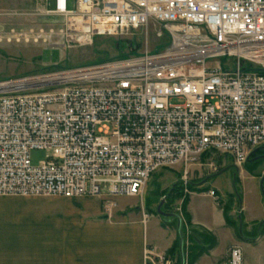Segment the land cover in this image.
<instances>
[{
    "label": "built area",
    "instance_id": "1",
    "mask_svg": "<svg viewBox=\"0 0 264 264\" xmlns=\"http://www.w3.org/2000/svg\"><path fill=\"white\" fill-rule=\"evenodd\" d=\"M39 14L69 45L137 31L148 43L152 26L158 43L1 80L0 194L142 196L155 171L175 167L188 191L190 167L211 155L240 166L262 151L264 0H49ZM37 148L49 154L34 164ZM144 264L176 263L146 245ZM222 264H244L242 249Z\"/></svg>",
    "mask_w": 264,
    "mask_h": 264
},
{
    "label": "crops",
    "instance_id": "2",
    "mask_svg": "<svg viewBox=\"0 0 264 264\" xmlns=\"http://www.w3.org/2000/svg\"><path fill=\"white\" fill-rule=\"evenodd\" d=\"M205 183L206 179L198 183L199 190L189 192L188 201L203 189L215 209L211 218L191 215L188 202L182 208L183 199L172 203L166 200L163 205L164 211L182 216L186 264H189L190 232L194 228L200 231V246L205 248L194 264H204L205 257L214 259L213 264H222L227 261L230 250L239 245L238 241L246 245L264 240L263 199L258 201L259 208H245L243 203L232 201L229 192L221 196L217 188ZM210 188L217 191L218 200L208 193ZM220 204L225 205L224 210L218 209ZM113 205L109 197L99 195L0 194V264H144L146 245L156 247L180 264V250L179 255H168L179 241L175 217H163L151 207L146 209L143 203L125 204L119 209ZM226 208L234 224L227 221ZM241 213L248 225L246 234L238 236L234 225ZM224 234L231 243L225 254L220 255L217 241ZM258 256V261L250 263L246 258L244 264H264V250Z\"/></svg>",
    "mask_w": 264,
    "mask_h": 264
},
{
    "label": "rangeland",
    "instance_id": "3",
    "mask_svg": "<svg viewBox=\"0 0 264 264\" xmlns=\"http://www.w3.org/2000/svg\"><path fill=\"white\" fill-rule=\"evenodd\" d=\"M49 0H0V81L20 76H29L42 72H54L66 70L79 66L104 63L112 59L120 58L121 55L143 51L146 46L152 49L158 39L155 37L154 26L149 31V42L144 41L142 31L129 32L118 35L98 36L89 44L69 43L61 37L58 32L60 26L50 25L44 22L45 19L39 13L48 6ZM71 5V3H70ZM39 28H44L45 33H50V28L55 30L48 42L44 41L46 36L40 34ZM28 32V41H17L9 32L11 30ZM30 29H34L31 32ZM159 49V47L157 48ZM172 103H181L179 98H172ZM49 154L46 149H32L31 160L38 164ZM220 159V161H219ZM209 164H213L221 169L215 172ZM182 169L163 168L155 171L147 181L142 196L114 195L109 197L115 205L113 208L119 209L121 206H139L144 204L146 209L156 207L166 196V200L174 202L175 196L182 192L181 199L189 197L190 191L199 190L196 185L194 190L188 185V191L181 184ZM189 181L199 183L206 179L208 187L217 188L221 196L228 194L232 201L243 203V206L258 207V201L264 200V159L248 161L237 166L232 158L219 153L213 154L203 163V165H193L190 167L188 175ZM202 189V188H201ZM204 190L197 191L188 201L187 208L191 215L208 218L215 213L211 199L204 196ZM17 195V194H16ZM21 195V194H18ZM170 197H169V196ZM168 196V198H167ZM105 197V196H102ZM223 200V199H222ZM224 210L225 205H218V209ZM239 214V213H238ZM236 215V216H235ZM237 220V214H235ZM153 218L155 215L152 216ZM246 223L244 214L234 225L235 231L246 234ZM240 239H242L240 237ZM243 240V239H242ZM217 250L220 255L225 254V249L231 243V239L222 235L217 241ZM242 247L243 262L249 258L250 263L258 261V253L264 250V240L259 243L244 245L243 241H238ZM238 245V246H239ZM204 264H213L214 259L205 257Z\"/></svg>",
    "mask_w": 264,
    "mask_h": 264
},
{
    "label": "trees",
    "instance_id": "4",
    "mask_svg": "<svg viewBox=\"0 0 264 264\" xmlns=\"http://www.w3.org/2000/svg\"><path fill=\"white\" fill-rule=\"evenodd\" d=\"M137 52V51H136ZM133 53H135L133 51ZM130 53L128 54H124V55H121L120 57H124V56H127L129 55ZM261 152V151H260ZM259 152V153H260ZM258 160V159H257ZM220 161V159H219ZM196 185H198V183H195L193 181L190 182V187L194 190V188L196 187ZM169 196V195H168ZM167 196V198H168ZM182 196V192L180 191L179 194H177V196H175V200L176 199H181L180 197ZM170 197V196H169ZM174 200V201H175ZM168 201V200H167ZM188 202V197H185L183 198V204H182V208L185 207V205L187 204ZM169 203H172V200H170ZM226 216H227V221L230 223V224H234L233 221L231 220V217L229 216L228 214V208H226ZM257 228V227H256ZM255 228V229H256ZM254 229V230H255ZM263 232H264V222H263ZM183 231H184V235H185V226H184V223H183ZM256 231V230H255ZM257 233V232H256ZM199 234H200V231L197 230V229H192L191 232H190V237H189V240H190V244H189V247H188V253H189V264H194V262L197 260V258L205 251V248L204 247H201L200 246V239H199ZM178 253L179 255V241H177V243L174 245V247L168 252V255L170 256H173L174 254Z\"/></svg>",
    "mask_w": 264,
    "mask_h": 264
},
{
    "label": "water",
    "instance_id": "5",
    "mask_svg": "<svg viewBox=\"0 0 264 264\" xmlns=\"http://www.w3.org/2000/svg\"><path fill=\"white\" fill-rule=\"evenodd\" d=\"M259 150H264V147H260L256 149L253 153L256 154ZM260 157H264V155H258L254 158H252L250 161H254ZM166 201V196L163 197V199L160 201L158 204L156 211L158 214H160L163 217H175L177 219V229H178V234H179V250H180V256H181V261L180 264H186V252H185V236H184V231H183V219L182 216L176 212H166L163 210V205Z\"/></svg>",
    "mask_w": 264,
    "mask_h": 264
},
{
    "label": "flooded vegetation",
    "instance_id": "6",
    "mask_svg": "<svg viewBox=\"0 0 264 264\" xmlns=\"http://www.w3.org/2000/svg\"><path fill=\"white\" fill-rule=\"evenodd\" d=\"M259 155H264V150L263 151H261L260 153H259ZM260 159H264V157H260ZM251 159L249 158V160L248 161H250Z\"/></svg>",
    "mask_w": 264,
    "mask_h": 264
}]
</instances>
